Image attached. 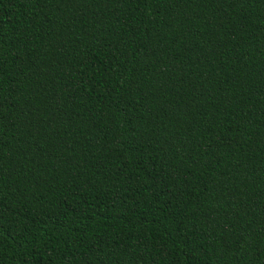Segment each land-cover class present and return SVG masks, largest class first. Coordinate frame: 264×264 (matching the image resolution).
Instances as JSON below:
<instances>
[{
    "label": "trees",
    "instance_id": "1",
    "mask_svg": "<svg viewBox=\"0 0 264 264\" xmlns=\"http://www.w3.org/2000/svg\"><path fill=\"white\" fill-rule=\"evenodd\" d=\"M0 264H264V0H0Z\"/></svg>",
    "mask_w": 264,
    "mask_h": 264
}]
</instances>
